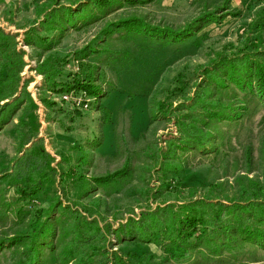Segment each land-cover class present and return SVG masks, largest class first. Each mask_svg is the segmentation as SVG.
Here are the masks:
<instances>
[{"label": "rangeland", "instance_id": "rangeland-1", "mask_svg": "<svg viewBox=\"0 0 264 264\" xmlns=\"http://www.w3.org/2000/svg\"><path fill=\"white\" fill-rule=\"evenodd\" d=\"M98 2L0 0V264H264V0Z\"/></svg>", "mask_w": 264, "mask_h": 264}, {"label": "trees", "instance_id": "trees-1", "mask_svg": "<svg viewBox=\"0 0 264 264\" xmlns=\"http://www.w3.org/2000/svg\"><path fill=\"white\" fill-rule=\"evenodd\" d=\"M100 2H98L100 5H104L106 4L107 0H99ZM76 14V13H73ZM11 41V38L7 35H4L3 33L0 32V42L1 41ZM13 52V53H12ZM12 52H10V61L12 62V60L15 61V58H17V54L12 50ZM14 68V67H13ZM19 72V70L17 69H12L10 71V73L8 74L7 78L10 77V74L16 75ZM256 76L258 77V87H259V91L260 93H262L264 95V70L260 67L257 68L256 71ZM0 79V102L8 99L9 97H11L12 95H14L13 91H8L5 92V83L6 81H9L10 79ZM76 87L79 89H83L84 91H87L90 95H96L97 93L94 92V88L92 86V79L90 76L84 77L81 81H76ZM262 88V89H261ZM262 196L263 197V201H256V199ZM240 197L242 198L243 201L247 202L246 206L240 207V210H252L253 211V215L249 217V219H253L258 225V227H244V229L241 231V234H245L246 237H248L249 240H252L254 238L257 239H264V227H262L264 225V188L259 186V189H251V187L246 188V187H242L241 191H240ZM217 218H219V220L223 219V216L220 217V215L215 216ZM197 221H201L202 223L203 218H200V220H197L194 216H192L191 214H186L184 216V218L182 220L179 221V230H180V234L184 235L185 238H188L190 236H192L194 233V231L197 229L196 225H197ZM193 228V232H190L188 235H186L187 231L190 230V228ZM197 231V230H196ZM186 235V236H185ZM72 251H69V254H71ZM182 257V256H180Z\"/></svg>", "mask_w": 264, "mask_h": 264}]
</instances>
